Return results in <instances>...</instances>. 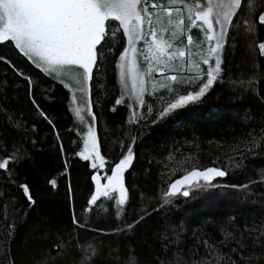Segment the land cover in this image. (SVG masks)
I'll use <instances>...</instances> for the list:
<instances>
[{
  "label": "trees",
  "instance_id": "16d2710c",
  "mask_svg": "<svg viewBox=\"0 0 264 264\" xmlns=\"http://www.w3.org/2000/svg\"><path fill=\"white\" fill-rule=\"evenodd\" d=\"M125 43L107 19L91 121L63 81L0 40V264H264V0H240L198 76L169 88L125 94ZM91 126L98 167L79 154ZM207 169L219 174L171 190ZM95 172L103 184L119 174L122 194L91 202Z\"/></svg>",
  "mask_w": 264,
  "mask_h": 264
},
{
  "label": "rangeland",
  "instance_id": "374dc122",
  "mask_svg": "<svg viewBox=\"0 0 264 264\" xmlns=\"http://www.w3.org/2000/svg\"><path fill=\"white\" fill-rule=\"evenodd\" d=\"M239 2L0 0V40L13 39L34 63L63 81L71 92L78 119L85 120L86 113L87 119L89 116L93 121L88 81L95 61L94 48L107 19H115L126 38L117 64L125 94L139 97L147 91L194 80L208 44L214 50L223 39ZM190 27L201 28L203 37L194 40ZM260 48L264 53V43ZM79 154L94 167L102 163L93 126L88 127ZM129 161L130 157H126L115 171L124 170ZM218 174L214 169L194 171L175 182L171 190L176 192L193 181L210 180ZM109 184L117 189L120 175H115Z\"/></svg>",
  "mask_w": 264,
  "mask_h": 264
},
{
  "label": "water",
  "instance_id": "95a60500",
  "mask_svg": "<svg viewBox=\"0 0 264 264\" xmlns=\"http://www.w3.org/2000/svg\"><path fill=\"white\" fill-rule=\"evenodd\" d=\"M5 165H4V162L1 164V168H4ZM119 171H117L118 173ZM92 180L94 182V185H95V194L91 200V202H93L95 199H97L104 191L107 187H110V184L109 182H105L104 184L102 183V180H101V177L100 175L95 172L93 175H92ZM122 189V186H119V190Z\"/></svg>",
  "mask_w": 264,
  "mask_h": 264
}]
</instances>
